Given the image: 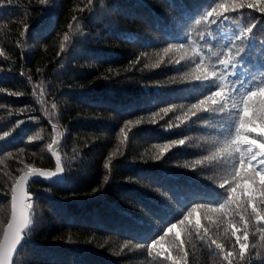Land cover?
<instances>
[{
    "label": "trees",
    "instance_id": "trees-1",
    "mask_svg": "<svg viewBox=\"0 0 264 264\" xmlns=\"http://www.w3.org/2000/svg\"><path fill=\"white\" fill-rule=\"evenodd\" d=\"M85 2L52 0L49 4H40L39 0H12L11 7L4 10L10 27L2 28L0 50L9 59L0 56V68H4L0 72V87L6 89L0 93V104L5 105L0 108V135L3 131L12 134L0 141V148L14 151L11 146L28 145L23 156L26 163L54 170L55 160L47 151L52 128L44 112L47 109L51 113L55 103L57 108L52 122L61 133L59 154L71 158L75 149L83 158L82 162L74 161L79 167L66 179L54 183L30 182L37 225L16 254L17 264H149L152 258L147 257L146 252L126 249L117 256L112 251H119L126 239L133 244L140 242L159 222L174 217L182 205L197 199H216L221 192L212 181L204 178L211 175L206 169L198 171L175 166L194 160L198 149L176 148L164 159L149 163L133 159L145 152L153 154L154 144L176 139L178 135L200 137L211 131L208 124L218 123L215 114L204 113L201 121L166 131L167 123H178L175 117L182 116L180 105L194 102L198 88L193 84L145 86L175 74L171 68H144V63L152 62L151 54L155 49L140 47L156 42L159 27L169 26L175 31L172 19L179 9L170 7L172 0H103L108 9L107 17L86 15L81 28L76 29L71 21L72 9ZM178 2L185 5L187 13L195 16L211 0ZM23 22L31 25L32 36L24 46L25 60L20 59L21 51L15 47ZM69 23L73 24L72 28ZM257 23L259 42L264 39L260 32L264 22ZM3 24L4 20H0V25ZM81 30L83 36L78 34ZM65 33L69 35L68 41H64ZM62 42L65 43L63 52ZM141 51L148 52L150 58L144 59L136 69L124 72L128 61ZM241 55L243 59L237 66V76L242 79L241 74L256 61L247 47ZM22 64L23 77L20 76ZM38 67L42 69L41 74L36 72ZM109 68L119 70L121 77L98 79L109 74ZM29 74L33 77L31 83L27 79ZM13 91L24 92V95H8ZM172 104L177 110L159 120L157 125L142 124L133 128L130 141L120 146L125 155L113 161L114 167L104 189L94 195H85L103 180L107 171L103 168L104 159L118 147L117 133L123 119L140 114L147 116L150 111ZM20 109L26 111L16 114ZM29 116L38 117L39 122L30 120ZM18 120L24 123L15 127ZM37 133L43 139L28 144V137ZM3 156L4 152L0 151V157ZM19 167L22 166L17 159L0 161V214L5 213L0 228L6 226L10 214V204L4 194L9 191L12 178L20 175ZM194 219H201L199 211ZM174 231L179 232V229ZM249 241L264 245V238L255 228L250 229ZM194 251L193 264H214L199 248ZM252 264H260V261L254 259Z\"/></svg>",
    "mask_w": 264,
    "mask_h": 264
},
{
    "label": "snow or ice",
    "instance_id": "snow-or-ice-1",
    "mask_svg": "<svg viewBox=\"0 0 264 264\" xmlns=\"http://www.w3.org/2000/svg\"><path fill=\"white\" fill-rule=\"evenodd\" d=\"M51 2L39 0L40 4ZM11 5L12 0H0V20H4V24L0 25V34H3L2 28L10 27L4 10ZM170 7L179 9L172 19L175 31L170 30L169 26L159 27L156 42L140 48L155 49L151 54L152 62L144 63V68H171L175 74L145 86L193 84L198 88L194 102L180 105L182 116L175 117L178 123H167L166 131L179 130L201 121V114L204 113L215 114L218 123L215 126L208 124L211 131L200 137L178 135L176 139L154 144L156 151L153 154L145 152L133 159L134 162L138 159L141 163H149L164 159L176 148L198 149L194 160H186L175 166L198 171L206 169L211 175L204 178L212 181L221 192L216 199H197L182 205L174 217L164 223L159 222L157 228L142 237L140 242L133 244L132 240L126 239L119 246V251L114 249L112 254L119 256L126 249L140 250L152 258L149 264H193L194 250L199 248L203 256L213 259L214 264H252L254 259L264 264V245L258 246L249 241L251 228H255L256 233L264 238V39L257 42V22H264V0H211L195 16L187 13L185 5L178 0H172ZM107 13L103 0H86L83 6L72 9L71 21L76 29H80L86 15L106 18ZM255 13L260 15L256 16ZM156 23L159 25V22ZM30 26L27 22L22 23L15 43V47L21 51V60H25L24 46L32 39ZM72 27L73 24L69 23V28ZM260 32L264 34V28H260ZM78 34L84 35L82 30ZM68 40L69 35L65 33L64 41ZM247 41L251 43L246 44ZM246 47L256 63L241 74V79L237 76V66L243 59L241 54L245 53ZM60 48L61 52L65 50L64 42ZM0 56L9 59L3 50H0ZM148 58L150 54L141 51L128 61L124 72L136 69ZM23 67L22 64L21 77L25 76ZM8 70L11 71V67ZM3 71L4 68H0V72ZM36 72L41 74L42 69L38 67ZM108 73L98 79L114 80L121 77L119 70L109 68ZM27 79L31 83L32 75L29 74ZM5 91V88L0 87V93ZM8 95L18 97L24 92L13 91L8 92ZM4 107V104H0V108ZM56 108L57 105L53 103V111L49 113L45 109L44 112L52 128L47 151L55 160L54 170H44L26 163L23 156L28 145L11 146L14 151L0 148L4 152L0 161L17 159L22 166L17 169L20 175L12 178L10 189L4 194L10 204V218L7 219L6 227L0 228V264H17L16 254L26 242V236L37 225L29 188L31 178L42 177L49 181L53 177L57 181L66 179L74 173V168L79 167L74 161L83 160L75 149L71 158L59 154L61 133L57 131V124L52 122ZM176 110L177 106L172 104L150 111L147 116L140 114L123 119L117 133L118 147L104 159L106 174L100 184L85 195H94L104 189L114 167L113 161L117 156L125 155L120 146H126L130 141L133 128L142 124L157 125L159 120ZM25 111L20 109L16 114ZM29 119L39 122L38 117L29 116ZM22 123L24 121L18 120L15 127ZM11 134V131H3L0 141ZM42 139L37 133L28 137V144ZM198 211L201 219H194ZM177 228L179 232L174 231ZM68 240L72 242L71 236Z\"/></svg>",
    "mask_w": 264,
    "mask_h": 264
},
{
    "label": "water",
    "instance_id": "water-1",
    "mask_svg": "<svg viewBox=\"0 0 264 264\" xmlns=\"http://www.w3.org/2000/svg\"><path fill=\"white\" fill-rule=\"evenodd\" d=\"M32 180H43V181H46V182H48V183H54V182L57 181V178L53 177V178L49 181V180H45V179L42 178V177H33V178H31V181H32ZM9 218H10V214H9Z\"/></svg>",
    "mask_w": 264,
    "mask_h": 264
},
{
    "label": "rangeland",
    "instance_id": "rangeland-1",
    "mask_svg": "<svg viewBox=\"0 0 264 264\" xmlns=\"http://www.w3.org/2000/svg\"><path fill=\"white\" fill-rule=\"evenodd\" d=\"M4 215H5V213H1V214H0V222L2 221Z\"/></svg>",
    "mask_w": 264,
    "mask_h": 264
},
{
    "label": "clouds",
    "instance_id": "clouds-1",
    "mask_svg": "<svg viewBox=\"0 0 264 264\" xmlns=\"http://www.w3.org/2000/svg\"><path fill=\"white\" fill-rule=\"evenodd\" d=\"M259 127V126H258ZM6 227V226H5Z\"/></svg>",
    "mask_w": 264,
    "mask_h": 264
}]
</instances>
